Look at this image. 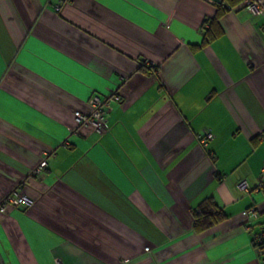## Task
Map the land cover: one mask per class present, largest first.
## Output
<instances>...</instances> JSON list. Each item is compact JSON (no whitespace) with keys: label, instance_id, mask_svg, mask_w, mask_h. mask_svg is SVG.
<instances>
[{"label":"crops","instance_id":"1","mask_svg":"<svg viewBox=\"0 0 264 264\" xmlns=\"http://www.w3.org/2000/svg\"><path fill=\"white\" fill-rule=\"evenodd\" d=\"M221 1L0 0V202L32 201L0 211V264H261L264 12L205 43ZM207 197L228 218L197 234Z\"/></svg>","mask_w":264,"mask_h":264},{"label":"built area","instance_id":"2","mask_svg":"<svg viewBox=\"0 0 264 264\" xmlns=\"http://www.w3.org/2000/svg\"><path fill=\"white\" fill-rule=\"evenodd\" d=\"M246 8L248 11L257 13L261 10L264 12V8H261V2L255 0V2H249L245 3ZM114 97V96H113ZM111 97V99L113 98ZM114 99V98H113ZM112 99V100H113ZM116 100L118 97L115 98ZM110 101L109 99H101L99 96H93L89 99L88 104L90 106V112L88 114H83L81 112H75L74 117L75 121L80 126H86V127H92L97 132L102 133L106 129L105 125V114L106 111L110 109ZM211 138V134L205 133L202 138L200 139L202 144H205L209 139ZM46 166V161L42 160L33 170L34 174H38L42 171V169ZM262 177L260 179L259 188L264 189V166L261 171ZM240 189H246V185L244 182H241L239 184ZM9 205H15V206H24V207H30L32 205V201L25 195L21 194L19 191L14 189L9 197L4 201V204L0 205V211L5 212L7 206ZM243 215H252L257 216L256 210L248 209L246 210ZM264 233L263 236H260L256 243L261 244L263 242L262 247L258 248L259 253L261 256V264H264ZM55 264H59L58 262Z\"/></svg>","mask_w":264,"mask_h":264},{"label":"trees","instance_id":"3","mask_svg":"<svg viewBox=\"0 0 264 264\" xmlns=\"http://www.w3.org/2000/svg\"><path fill=\"white\" fill-rule=\"evenodd\" d=\"M241 1L244 0H222L216 4V13L214 17L205 20L203 23L205 43L206 41H211L214 38L222 35V29L218 23L219 18L231 7H235ZM254 141L255 139L253 142ZM6 199L7 195L3 198V204ZM227 218L228 216L214 200V198L207 197L198 203L192 210V228L193 231L198 234L223 223L225 220H227ZM262 245L263 242L261 244L255 243L257 248H261Z\"/></svg>","mask_w":264,"mask_h":264},{"label":"rangeland","instance_id":"4","mask_svg":"<svg viewBox=\"0 0 264 264\" xmlns=\"http://www.w3.org/2000/svg\"><path fill=\"white\" fill-rule=\"evenodd\" d=\"M250 1H251V2H255V0H246L245 2H246V3H249ZM244 8L247 9L245 4H244ZM39 163H40V162H39ZM37 165H38V164H36V166H37ZM36 166H35V167H36ZM35 167H34V168H35ZM34 168H33V169H34ZM14 189H16L17 191H20L18 188H14ZM14 189H11L10 191H8V192L6 193L7 198L9 197L8 195H10L11 192H12ZM2 202H3V199L1 200L0 205L2 204Z\"/></svg>","mask_w":264,"mask_h":264}]
</instances>
